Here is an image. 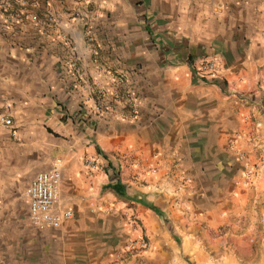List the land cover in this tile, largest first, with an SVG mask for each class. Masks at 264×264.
I'll use <instances>...</instances> for the list:
<instances>
[{
	"label": "crops",
	"instance_id": "1",
	"mask_svg": "<svg viewBox=\"0 0 264 264\" xmlns=\"http://www.w3.org/2000/svg\"><path fill=\"white\" fill-rule=\"evenodd\" d=\"M206 62L215 74L202 79L195 69ZM254 134L264 140V0H0V264L15 263V241L76 232L78 217L117 197L137 201L151 224L127 185L173 166L198 216L226 221L264 200V173L239 175L232 158ZM57 166L60 204L76 219L38 230L25 191ZM115 182L118 193L104 191Z\"/></svg>",
	"mask_w": 264,
	"mask_h": 264
},
{
	"label": "rangeland",
	"instance_id": "2",
	"mask_svg": "<svg viewBox=\"0 0 264 264\" xmlns=\"http://www.w3.org/2000/svg\"><path fill=\"white\" fill-rule=\"evenodd\" d=\"M246 142L248 151L232 155L238 173L250 178L262 175L264 140L254 134ZM85 165L92 174L97 169L94 160ZM121 170L120 163L110 168L115 177H120ZM153 172L158 174L159 169ZM184 181L182 167L173 166L155 183L127 185L141 193L139 201L145 206L152 204L162 212L159 216L146 206L153 215L151 224L139 213L137 201L126 206L117 197L100 214L78 217L76 232L46 233L44 244L32 234L15 241L14 264H264V200H259L260 195L226 221L216 224L210 218L204 222L198 216V201L188 198ZM104 191L118 193L117 183L104 185ZM23 219L27 221L26 210ZM87 226V232H79Z\"/></svg>",
	"mask_w": 264,
	"mask_h": 264
},
{
	"label": "built area",
	"instance_id": "3",
	"mask_svg": "<svg viewBox=\"0 0 264 264\" xmlns=\"http://www.w3.org/2000/svg\"><path fill=\"white\" fill-rule=\"evenodd\" d=\"M3 7V13L11 15L7 6ZM195 73L202 79L210 78L215 74L211 62L203 63L200 68L195 69ZM95 114L97 119L102 117V109L96 105ZM85 113L80 112L74 115L78 123H84L87 120ZM6 126L12 125L10 118H3ZM62 185V172L57 166L49 171L39 172L32 180L25 191V196L29 204V220L33 227L38 230L61 229L74 217L72 209L60 204V191Z\"/></svg>",
	"mask_w": 264,
	"mask_h": 264
},
{
	"label": "trees",
	"instance_id": "4",
	"mask_svg": "<svg viewBox=\"0 0 264 264\" xmlns=\"http://www.w3.org/2000/svg\"><path fill=\"white\" fill-rule=\"evenodd\" d=\"M109 167L112 169L114 168V166L112 165V163L110 162ZM149 209H151L152 211H154L157 215L162 216V212L160 211L159 208H157L156 206L152 205V204H147L146 205Z\"/></svg>",
	"mask_w": 264,
	"mask_h": 264
}]
</instances>
